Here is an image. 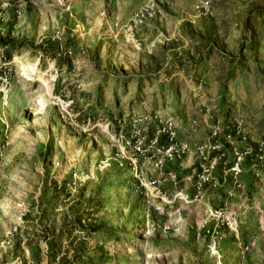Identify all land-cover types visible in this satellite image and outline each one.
I'll list each match as a JSON object with an SVG mask.
<instances>
[{
    "label": "rangeland",
    "instance_id": "374dc122",
    "mask_svg": "<svg viewBox=\"0 0 264 264\" xmlns=\"http://www.w3.org/2000/svg\"><path fill=\"white\" fill-rule=\"evenodd\" d=\"M0 264H264V0H0Z\"/></svg>",
    "mask_w": 264,
    "mask_h": 264
},
{
    "label": "built area",
    "instance_id": "2783aa9c",
    "mask_svg": "<svg viewBox=\"0 0 264 264\" xmlns=\"http://www.w3.org/2000/svg\"><path fill=\"white\" fill-rule=\"evenodd\" d=\"M6 103V102H5ZM165 128L164 129H173L177 126L176 121L173 117H169L165 120ZM237 166V165H236ZM236 166H234L235 168H237ZM233 168V169H235Z\"/></svg>",
    "mask_w": 264,
    "mask_h": 264
},
{
    "label": "bare ground",
    "instance_id": "6f19581e",
    "mask_svg": "<svg viewBox=\"0 0 264 264\" xmlns=\"http://www.w3.org/2000/svg\"><path fill=\"white\" fill-rule=\"evenodd\" d=\"M27 74V73H26ZM27 77H28V79L30 80V79H33L32 77H30V75H28L27 74ZM48 89L50 90V88L48 87Z\"/></svg>",
    "mask_w": 264,
    "mask_h": 264
},
{
    "label": "crops",
    "instance_id": "0c3cea01",
    "mask_svg": "<svg viewBox=\"0 0 264 264\" xmlns=\"http://www.w3.org/2000/svg\"><path fill=\"white\" fill-rule=\"evenodd\" d=\"M186 130H190L189 128H187Z\"/></svg>",
    "mask_w": 264,
    "mask_h": 264
}]
</instances>
